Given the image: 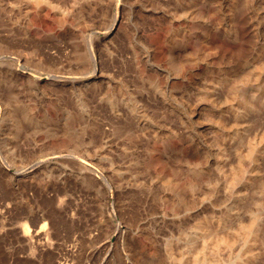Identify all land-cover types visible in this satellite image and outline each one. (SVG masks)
<instances>
[{"label": "rangeland", "instance_id": "obj_1", "mask_svg": "<svg viewBox=\"0 0 264 264\" xmlns=\"http://www.w3.org/2000/svg\"><path fill=\"white\" fill-rule=\"evenodd\" d=\"M0 264H264V0H0Z\"/></svg>", "mask_w": 264, "mask_h": 264}, {"label": "bare ground", "instance_id": "obj_2", "mask_svg": "<svg viewBox=\"0 0 264 264\" xmlns=\"http://www.w3.org/2000/svg\"><path fill=\"white\" fill-rule=\"evenodd\" d=\"M119 17H120V15L118 14V15H117V20H119Z\"/></svg>", "mask_w": 264, "mask_h": 264}]
</instances>
